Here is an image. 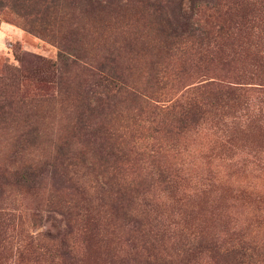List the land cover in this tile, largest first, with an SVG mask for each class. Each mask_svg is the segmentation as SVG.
<instances>
[{
  "label": "rangeland",
  "instance_id": "rangeland-1",
  "mask_svg": "<svg viewBox=\"0 0 264 264\" xmlns=\"http://www.w3.org/2000/svg\"><path fill=\"white\" fill-rule=\"evenodd\" d=\"M87 1L68 0L54 12L57 25L62 14L69 20L52 35L30 33L14 15L0 12V104L10 105L9 112L0 111V167L31 157L47 165L18 185L0 186V229L7 236L0 264H61L59 252L51 254V263L48 255L24 253L21 240L67 232L72 234L60 249L70 251L72 264H145L153 256L174 264L186 258L189 264H234L211 261L205 252L184 254L182 225L205 235L242 230L253 248L251 264H264V126L228 114L227 124L240 123L228 151L214 116L176 134L170 116L153 109L182 102L191 84L220 70H248L238 63L223 66L216 59L223 54L210 61L171 46L172 32L187 31L192 4L212 0H159L161 14L150 6L154 0H122V6L105 10ZM181 40L185 46V36ZM109 68L121 76L122 87L140 90L142 99L105 96L103 86H118L107 80ZM158 70L163 81L154 85ZM256 101L254 108L260 107ZM84 122L92 127L79 132ZM109 132L123 136L122 148L130 154L126 168L178 175L186 199L174 204L154 185L128 207L131 219L114 216L107 186L85 162L60 154L84 149L100 167ZM13 154L22 158L14 161ZM196 183L207 187L203 202L193 197Z\"/></svg>",
  "mask_w": 264,
  "mask_h": 264
},
{
  "label": "trees",
  "instance_id": "trees-1",
  "mask_svg": "<svg viewBox=\"0 0 264 264\" xmlns=\"http://www.w3.org/2000/svg\"><path fill=\"white\" fill-rule=\"evenodd\" d=\"M67 1L0 0V12L6 11L14 15L18 19L19 25L30 33L39 34V31H43L52 35L60 32L66 23L63 21L68 18L66 14L60 16L59 25H57L56 17L53 14L60 11L61 6H65ZM158 2L159 0H154L150 6L154 5L156 13L161 14L162 10ZM113 3L118 7L122 6V0L87 1V5L91 7L96 5L104 10L111 7ZM73 13H75L74 10ZM63 22L65 23L62 24ZM161 30L163 31V28ZM184 36L186 38L185 46H182L181 39ZM170 38V44L174 50L178 47H184L188 52H199L198 54L205 56L210 61L214 60V56L223 54V56L216 58L223 66L238 63L249 70L238 73L220 70L218 75L214 74L217 76L205 78L196 85L191 84V87L187 88L182 102L176 100L169 107L164 108L153 106V109L161 112L162 116H170L168 119L176 134L188 129L195 130L207 117L214 116L213 118L217 119V127L222 128L220 131L223 132V145L227 146L228 151H230L234 136L237 134V130L240 131L238 128L240 123L231 122L227 124L224 118H227L228 114L246 117L248 119L245 121L249 124H254L253 121L255 120L264 126V0H212L210 3L206 1L198 4L193 3L187 31L181 35L175 30L171 36L169 35ZM227 51L229 53H225ZM160 72L158 70L155 73V78L153 77L154 85L156 83L159 85L163 81ZM106 77L108 81L118 82V86L115 90L114 88L109 89L106 85L103 86L105 91L102 93L105 96H109L111 93L115 96L123 95L136 100L142 99L140 90L139 92L127 86L122 87L121 76L115 69L109 68ZM248 85L254 88L246 87ZM254 101L258 102L260 107L254 108ZM143 102L142 107L147 109L149 104ZM8 103L3 101L0 104V111L9 112L10 105ZM153 113L158 116L155 112ZM91 127L90 124L84 122L78 131L83 130L85 132ZM241 132H245V129ZM107 135L104 139L106 146L108 145V150L102 155L104 163L100 167H96L94 162L90 161L84 149L74 152H60V154L68 161L82 160L85 162L86 166L93 170L97 180L107 186L113 198L111 212L114 216L119 215L123 220L131 219L128 207L134 200L149 195L154 185L160 187V192L174 204H180L186 199L185 195H181L185 189L180 190L184 186L178 175L166 173L164 170H148L143 167L135 170L126 168L123 163L129 162L130 154L122 148L123 136L115 132H109ZM16 158H22V156L13 154L12 159ZM18 162L20 164H14L12 167H0V186L18 185L26 177H34L40 168L47 167L43 159L34 157L24 162L18 160ZM193 188V197L196 198L197 196L203 202L208 196L207 187L204 184L196 183ZM5 217V220L9 222L7 225L12 224V217L9 214H5ZM3 224L5 223L0 218V228ZM195 230L192 232L190 226L182 225L181 231L184 234L181 237L187 246L184 254L199 256L205 252L209 254L211 261L251 264L253 248L246 242L242 230L227 231L220 235H205L199 228H195ZM71 234V232H67L65 234L27 235L25 239L21 240L24 242L22 249L24 253H30L36 258L48 255L50 263L54 258L51 254L59 252L61 264H72L70 251L61 253V249L66 247L65 243L68 242ZM112 235L115 240L118 239V234L112 232ZM6 241V230L0 229L1 248L4 247ZM18 249L16 248V250ZM23 254L18 255L19 259H23ZM185 261L187 263L183 262V264L191 262L188 258ZM145 264L174 263L153 256Z\"/></svg>",
  "mask_w": 264,
  "mask_h": 264
}]
</instances>
